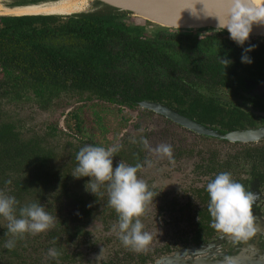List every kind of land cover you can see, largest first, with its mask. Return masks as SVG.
<instances>
[{
    "label": "trees",
    "instance_id": "16d2710c",
    "mask_svg": "<svg viewBox=\"0 0 264 264\" xmlns=\"http://www.w3.org/2000/svg\"><path fill=\"white\" fill-rule=\"evenodd\" d=\"M124 19H127L126 14L113 12L105 7L93 13L66 17L12 18L2 24L0 190L3 192L5 189L4 194L8 192V195L15 197L17 201L28 197L31 203L42 204L50 213L56 203L61 204L64 198L70 199L79 203L83 214H88L87 203L70 190L74 179L69 174L76 166L75 156L78 150L91 143H72L65 138L63 149L51 146L48 142L49 136H55L56 132L60 131L54 125L48 130L49 135L37 136L36 128L33 130L34 126L30 125L33 122L27 123L17 114L16 109H23L26 104L34 105L37 111L53 113L66 107L71 100H98L131 109L139 101L152 100L172 105L183 116L201 125L220 129L221 132L242 129L246 123L250 124L249 118L243 112L197 95L185 86V81L193 75L200 79L211 77L212 80L217 78L220 81L226 77L227 72L237 73L245 70L255 76H264V39H261V44L245 42L243 45L244 48L256 45L252 54V68L250 64L240 62L242 48L236 51L238 53L233 56L236 70L229 65L218 63L217 60L226 51L223 41L219 42V39L229 36L212 34L197 38L163 33L147 35L144 32L147 23L122 22ZM234 44L229 40V45ZM188 47H192L195 61L193 67L191 65L186 69ZM202 51L206 58L202 56ZM229 57L226 53L225 58ZM177 72L183 73L176 77ZM79 116V112L72 113L74 119ZM59 141H62L61 138ZM126 143L129 145L115 154L114 158L118 162L125 161L124 154L127 150H137L133 139L130 138ZM179 149L180 152L184 151L180 144ZM173 150L176 151L175 148ZM229 155L223 163L213 162L212 165L198 168L204 169L205 174L212 171L215 176L229 169L238 168L241 171L248 167L252 172V168L264 166V144ZM214 176L209 177L206 185ZM262 179L264 181V178H261V181ZM233 180L249 191L247 181L242 180L239 175ZM206 185L191 190L192 201L186 207L188 212L191 211L198 217L196 224L187 218L195 227L192 243L199 242L202 235L206 234L212 239L217 233L209 226ZM107 199L104 193L88 194L85 197V201H93L92 204L102 206L97 210V214L104 226H110L117 221V214L108 206ZM67 223V220L58 222V225H52L41 238L39 237L40 243L43 244L40 246L46 249V252L55 247L60 253L54 260L47 257L44 264H56L58 261L74 263L75 256L69 253L66 247L68 241L65 238L61 240L64 231L66 238L68 234H72ZM2 237L5 236L1 235ZM1 238L0 241H4ZM111 239L105 238L104 242L109 244ZM184 241L183 246H187L188 242ZM201 243L204 242L201 240ZM15 247L10 251L12 254L18 251ZM130 261L131 259L127 262L131 263ZM145 261L146 259L141 258L140 264ZM153 261L151 259V262Z\"/></svg>",
    "mask_w": 264,
    "mask_h": 264
},
{
    "label": "flooded vegetation",
    "instance_id": "af4514ba",
    "mask_svg": "<svg viewBox=\"0 0 264 264\" xmlns=\"http://www.w3.org/2000/svg\"><path fill=\"white\" fill-rule=\"evenodd\" d=\"M44 0H4L2 3L4 6H25L29 4H39L43 3ZM46 1V0H45ZM19 17H32V16H0V27L5 22V20L12 19V18H19ZM127 20V19H126ZM122 22H125L124 20ZM229 38H223L219 39V42L224 43V46L226 48L225 54L228 53L229 58H225V54L221 55L217 58L219 61L218 63H222L221 59H227L230 60L231 63L228 64L231 67H234L237 70L236 64L233 61V56L237 50L240 49L236 44L229 45ZM247 43H253V44H261V39H253L248 38L246 41ZM256 46V45H255ZM192 47H188L187 56L188 59H186V69H188L191 65L192 67L193 62L195 61V56H193L191 52ZM205 51V50H204ZM204 51H202V56L206 58L204 55ZM254 52L251 51L248 53V55L251 57L252 60V54ZM212 58V57H211ZM223 64V63H222ZM199 65V64H198ZM252 68V62L250 63ZM191 67V68H192ZM183 72H177L175 73L176 77H180ZM193 75V74H192ZM209 78V79H208ZM204 77V78H198L197 76L193 75L190 77V79L185 81V86L191 89L192 91L196 92L197 95H200L201 97H204L207 100L214 101L218 104H221L225 107H229V109H236L239 110V112H243V114L248 117V121L250 124H245L242 129H235L231 131H224L221 132L220 129H215L210 126H204L196 121L189 119L182 114L178 113L172 105H166L161 102H156L152 100H142L136 103V106L134 108H129L124 105H116V104H110L98 100H91V101H79L75 102L74 100L69 101L66 107H63L61 109L62 116L66 112V110L69 108L71 102L76 104H88V103H101L103 105H106L110 108H115L117 113L121 112V110H125L128 112H135L137 109L141 108L143 109V112L146 114H150L153 116L160 117L166 124L171 126L172 128H178L180 130L187 131L194 136L197 137V141L195 143H187L186 140L181 137L178 138V140H175L170 143L172 146V156L175 164H182L184 162H188L187 166L190 168L188 169L189 175L193 177V179H196L191 185L186 186L184 185V189H182L179 192H175L173 190L171 191H162L158 190L157 188L153 187L152 183H146L148 185L149 190H151L154 194H158L154 197L153 202H149L145 206V210L141 217L139 219L141 220L142 224L144 225L143 230L150 233L152 239L150 243L140 252H134L130 250L129 248L124 247L117 236V232L115 231V236H113V239H111V243L106 244L103 239L100 240L101 248H108L110 250H114L111 254L108 255V257H105V260H101V264H140L141 258L146 259L144 264H160V260L167 259L169 256L177 253L178 251H184V250H190V251H199L203 248H208L211 246L214 241L219 236L220 232L217 231L215 235H213V238L210 239L209 237L205 235H202L199 242L192 243L191 239L194 236V230L195 227H193L188 221L187 218L192 219V221L196 224L198 221V217L193 214L191 211H187L186 207L191 202V190H194L196 188H201L206 185V181H208L211 176H214V173L210 171L209 173L206 172L203 173L204 169H199L198 166H205L214 164L213 162H225L226 156H230L229 153H236L238 151H242L246 148H256L262 144H264V137L257 141H238V140H232L228 138V136L232 135L235 137V134L239 133H246V132H262L264 131V76H255L253 73L248 71H238L237 73L234 72H227L226 77H223L220 81H218L217 78L212 80L211 77ZM153 103L160 106L165 107L166 109L170 110L171 112L175 113L177 116L182 117L186 120H189L190 122L194 123L200 128H205L210 134L207 135H200L196 132L181 127L170 120L166 119L165 117L148 110L142 106V103ZM165 102V101H163ZM60 112V113H61ZM68 114V113H67ZM140 137H145V134H141L138 136H127L125 139H122L118 144L120 145V149L125 148V146L129 145L126 143L127 140L130 138L135 140L136 143L134 145L137 147V150L129 151L127 150L125 152V161L122 160L125 164H136L141 163L144 160V149L139 143ZM177 142L178 145L175 146L174 143ZM179 144L182 149H184L183 152H180ZM94 145V144H93ZM221 146V147H219ZM176 149L173 150L174 148ZM225 147V148H223ZM192 150V152H191ZM193 153V154H192ZM118 160H116L113 157V165L117 164ZM173 163V164H174ZM141 171V170H140ZM139 171V172H140ZM139 172L137 174H139ZM231 174V178L235 179L236 175H239L242 180L247 181V187L250 192H252L255 195V201L252 206V210L256 212V210L260 209L263 210L261 217L264 220V209H261L264 207V181L261 178H264V166H258V168L253 169L252 172L250 168H244L241 169V171L237 169H229L227 170ZM261 172V174H260ZM202 180L201 184H198L197 181ZM104 192V191H103ZM0 193H5V189L0 190ZM105 195H107V192H104ZM4 195H8L4 194ZM17 211L20 207L26 206L28 204H31L30 198H23L21 201H17ZM93 201L87 200L86 203L91 206ZM195 202V199L193 200V203ZM79 205V203H77ZM197 204V203H196ZM80 206V205H79ZM99 209L102 208L101 205H97ZM82 208H85V206ZM255 214V213H254ZM67 220V219H64ZM256 220L254 221V225H256ZM116 224V223H112ZM148 225H154V229H151ZM72 225H69L68 229L71 231V236H65V231L62 234L61 240H67L68 244L66 245L67 249L69 250V253H72L73 256H75L74 263L71 264H80L78 262L79 257H82L79 255L75 248L77 246V242L81 238L82 232L79 230L78 227H76L75 231H72L71 228ZM115 226V225H112ZM73 227V226H72ZM7 230V228H6ZM6 230H2L0 228V238L1 235L5 236ZM256 230V229H255ZM84 233V232H83ZM155 233V234H154ZM162 234V235H160ZM9 239H6L5 237H2L4 241H0V264H25V261H28V264H44V260L47 258V255L42 256L41 251L44 252V254H47L46 249H43L40 245H43L36 242L38 240L35 238V242L31 241L32 244L35 246L31 252L29 251L28 256H26V249L28 247L27 241L29 240V236L26 234L24 235L23 239L20 238H14L11 234H6ZM86 235V234H85ZM163 236L158 238L157 236ZM257 235V234H256ZM108 237V236H107ZM1 238V239H2ZM65 238V239H64ZM106 237H104L105 239ZM257 239V236L253 235L250 237V239ZM15 239L16 240V250H18L15 253H11V250H8L4 247V244L7 240ZM19 239V240H18ZM34 240V239H33ZM118 240V242H116ZM186 240L187 246H183L182 242H185ZM201 240L204 243H201ZM264 240V238L262 239ZM234 241V239H233ZM20 242V243H19ZM67 243V242H66ZM238 244L237 241L233 242L232 245H230V251L228 253H231V251L235 250V245ZM218 253H214L215 256H221L223 254H227V251H217ZM29 255H35V257L29 258ZM141 257V258H140ZM199 257V256H198ZM220 258V257H219ZM131 259V263H128L127 261ZM151 259L154 260L151 262ZM198 260V259H197ZM241 261L243 260L240 257H234L233 259H230L226 264H241ZM92 261H87V264H91ZM56 264H70L68 262H57ZM243 264V263H242ZM250 264V263H249Z\"/></svg>",
    "mask_w": 264,
    "mask_h": 264
},
{
    "label": "clouds",
    "instance_id": "9594fccd",
    "mask_svg": "<svg viewBox=\"0 0 264 264\" xmlns=\"http://www.w3.org/2000/svg\"><path fill=\"white\" fill-rule=\"evenodd\" d=\"M217 21L216 29L227 31L229 39L242 48L240 62L250 64L248 55L254 50V45L244 48L253 25H264V5H257L253 0H217V6L212 15ZM225 65L230 60L221 59ZM133 143H136L134 140ZM140 145L157 160L166 158L173 164L172 146L167 143L152 147L145 137H140ZM120 150L119 144L101 146L86 144L76 153V166L71 176L73 178H89L85 191L95 195L101 186L107 191V203L117 214L116 225L120 243L134 252L142 251L151 241L150 233L144 231V225L139 217L145 206L158 194L149 190L144 180L137 173L142 167L151 168L153 161L145 159L143 164L128 165L122 161L113 167V157ZM166 187V186H165ZM163 191V190H162ZM208 195L207 211L210 216L209 226L236 240H247L254 231L252 206L255 195L246 191L244 186L234 181L229 172L215 174L206 185ZM17 200L10 195L0 193V218L7 221V233L14 238L23 239L25 234L36 235L52 227L56 216L53 217L40 203H31L20 207L17 211ZM16 240H7L4 247L11 250ZM55 243V242H53ZM60 255L55 248H49L47 256L56 259Z\"/></svg>",
    "mask_w": 264,
    "mask_h": 264
},
{
    "label": "rangeland",
    "instance_id": "374dc122",
    "mask_svg": "<svg viewBox=\"0 0 264 264\" xmlns=\"http://www.w3.org/2000/svg\"><path fill=\"white\" fill-rule=\"evenodd\" d=\"M3 2L4 0H0V4ZM94 7V3H91L87 10H92ZM124 21L141 23L140 20L131 18L130 16H127V20L124 19ZM148 29H151V27ZM35 109L34 105L26 104L23 109L18 107L16 111L20 119L26 120L27 123L33 122V124L30 125L34 126L33 130L36 128L35 133L37 136L42 137L45 134L49 135V133H47L48 130L55 125L60 133L57 131L55 136H49L48 138V142L51 146L55 145V148L61 147L63 149L65 146L63 145V140H65V138L72 143L85 141L105 147L118 144L127 136L135 137L141 134L146 135L152 147L160 143L170 144L181 137H183L187 143H195L198 140L196 136L187 131L172 128L160 117L144 113L141 108L137 109L135 112L121 110V112L117 113L115 108H110L99 102L94 104H76L71 102L63 116L60 114L61 110L59 109L53 113H43ZM2 112L8 114L5 111ZM74 112L80 113L78 119L72 117V113ZM27 126L29 127V125ZM60 138L62 141H59ZM174 145L177 146L178 143L175 142ZM145 159L152 160L153 166L151 168L142 167L139 174H137L138 178L144 180L145 183H152L153 187L158 190H163L165 192L173 190L179 192L185 188L184 185L189 186L196 180L188 173V169L190 168L187 166L188 162L182 164H169L166 158L157 160L144 149V160ZM71 174L69 175L73 178ZM73 179L74 182L70 184V190L74 192L76 197L86 202L85 197L90 193L85 191V184L89 178L83 177ZM201 182L202 180L197 181L198 184H201ZM103 191L107 192L106 188L101 186L97 193L102 194L104 193ZM87 205L88 214L86 215V213L83 214L81 207L76 202L64 198L61 200V204L56 203V205H54V210L51 211L52 213H50V211L47 212L57 218V221H54L53 225H58V222L60 223L64 219H67L69 222L67 225L73 226L70 228L72 231H75V228L78 227L82 232L81 238L77 242L75 248L76 252L82 256L78 259L80 264H87L89 260L92 261L91 264H101L100 261L105 260V257H108L114 250H110L109 247L101 248L99 244L100 240L102 241L103 239L104 241V237L108 239L113 238L112 236H115V231L112 225L116 224H111L110 226L102 225L97 214V210L99 211L97 203L91 204V206L89 204ZM261 209H264V207ZM262 212L263 210L260 209L256 210V212L252 210L254 221H257L256 225H254L256 229L254 231V236H257V239H234L233 241V238L230 236L220 233L214 243L208 248H203L199 251H178L169 256V258L162 259L159 262L160 264H226L230 259L240 257L243 260L241 264H264V240H262L264 238V220L261 217ZM6 225L7 221L0 218V228L6 230ZM148 226H151L149 227L151 229L155 228L154 225ZM45 232L36 235L26 234L30 237L27 241L28 247L26 249V256H28L29 251L31 252L35 247L31 241L35 242V238H39L42 234L44 235ZM6 234L7 232H5V236L7 237L5 238L9 239ZM157 237L160 238L163 236L158 235ZM235 241L238 243L237 245L234 244L236 247L235 250L228 253V251H230V245ZM223 248L227 251V254L218 257L213 255V251L214 253H218L217 251L221 252ZM41 254L42 256L47 255L44 254L43 251H41ZM32 257H35V255H29V258ZM25 264H28V261H25Z\"/></svg>",
    "mask_w": 264,
    "mask_h": 264
},
{
    "label": "water",
    "instance_id": "95a60500",
    "mask_svg": "<svg viewBox=\"0 0 264 264\" xmlns=\"http://www.w3.org/2000/svg\"><path fill=\"white\" fill-rule=\"evenodd\" d=\"M72 0H47L39 4L4 6L0 4L2 12L0 16H59L66 17L77 14L93 13L105 7L112 9L113 12L123 13L126 16L140 20L141 24L147 23L144 32L147 35L163 33L165 35H177L180 37L204 38L208 35L218 34L229 36L227 31L216 29L217 21L212 15L217 0H88L84 9L80 12L71 14L47 13V9L58 6L63 2ZM94 3L92 10H87L89 5ZM39 9L40 13L32 14L31 11ZM151 29H148L150 28ZM249 38L264 39V25H253ZM142 106L151 110L171 122L190 129L200 135H209L205 128H200L194 123L177 116L175 113L163 106L153 103H142ZM264 137L262 132H244L230 135L228 138L240 141H257Z\"/></svg>",
    "mask_w": 264,
    "mask_h": 264
},
{
    "label": "bare ground",
    "instance_id": "6f19581e",
    "mask_svg": "<svg viewBox=\"0 0 264 264\" xmlns=\"http://www.w3.org/2000/svg\"><path fill=\"white\" fill-rule=\"evenodd\" d=\"M88 0H72L68 2H63L62 4L58 6L51 7L47 9L45 12L47 13H58V14H71L75 12H80L84 9L86 6ZM254 4L257 5H264V0H253ZM0 12H2L1 7H0ZM32 14L40 13L39 9H35L31 11Z\"/></svg>",
    "mask_w": 264,
    "mask_h": 264
}]
</instances>
